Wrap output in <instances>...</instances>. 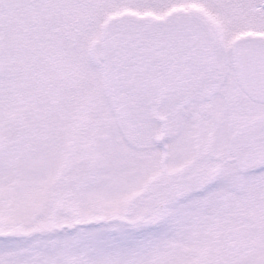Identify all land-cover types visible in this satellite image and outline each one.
<instances>
[{"label": "snow or ice", "instance_id": "1", "mask_svg": "<svg viewBox=\"0 0 264 264\" xmlns=\"http://www.w3.org/2000/svg\"><path fill=\"white\" fill-rule=\"evenodd\" d=\"M0 264H264V0H0Z\"/></svg>", "mask_w": 264, "mask_h": 264}]
</instances>
